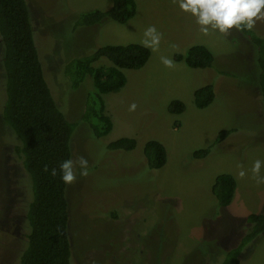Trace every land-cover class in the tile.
<instances>
[{
    "label": "rangeland",
    "instance_id": "rangeland-1",
    "mask_svg": "<svg viewBox=\"0 0 264 264\" xmlns=\"http://www.w3.org/2000/svg\"><path fill=\"white\" fill-rule=\"evenodd\" d=\"M26 1L45 79L60 110L76 123L71 159L88 160L87 175L80 176L77 168L76 181L67 186L72 264H221L224 251L248 233L245 217L264 209V184L255 183L251 172L256 160L264 161V104L251 42L235 28L203 34L177 0H135L136 15L125 24L103 19L89 29L74 28L70 13L104 10L110 0ZM150 25L163 34L159 50L149 49L146 65L125 70V86L104 96L112 129L96 141L80 121L92 81L87 77L75 89L66 69L72 70L71 60L92 47L142 45ZM250 32L263 36L264 20ZM195 45L212 53L211 69H191L174 61L175 54ZM161 56L173 59L174 67H165ZM107 64L99 61L94 66ZM206 83H212L215 97L200 110L193 93ZM4 98L0 82V253L9 249L13 257L7 264H20L12 244L16 238L25 242L31 194L13 140L7 138L1 115ZM173 100L184 103L183 113L168 112ZM223 130L232 133L219 142ZM122 137L135 139V149H106ZM149 140L166 149L167 162L160 170L145 165L142 150ZM206 148L211 149L208 157L192 159L194 152ZM242 168L244 178L238 175ZM221 173L236 181L226 208L218 207L210 192ZM239 259V264H264V233L244 246Z\"/></svg>",
    "mask_w": 264,
    "mask_h": 264
},
{
    "label": "trees",
    "instance_id": "trees-1",
    "mask_svg": "<svg viewBox=\"0 0 264 264\" xmlns=\"http://www.w3.org/2000/svg\"><path fill=\"white\" fill-rule=\"evenodd\" d=\"M67 1V0H66ZM68 3V2H67ZM65 9V8H63ZM135 0H110L104 10L84 11L72 15L74 28L96 27L103 19L125 24L136 15ZM252 44L257 66V82L264 104V35L252 34L244 27L238 29ZM0 63L3 76L0 79L5 98L1 109L7 125V138L13 140L14 152L30 184V202L26 207L25 245L19 256L20 264H72L71 244L68 235L69 206L67 186L46 172L71 159V137L76 123L60 110L45 79L43 64L35 42L31 12L26 0H0ZM150 58V50L141 44L104 45L92 47L85 54L73 58L68 75L73 88L89 77L93 91L80 121L86 123L96 141L108 135L112 122L105 113L104 96L118 93L126 84L125 70L143 68ZM174 61H183L191 69H211L212 53L204 46L195 45L184 54H175ZM99 61L108 64L94 66ZM227 75V74H223ZM214 87L206 83L193 93L194 106L207 108L214 100ZM185 105L173 100L168 112L183 113ZM232 130H223L218 141L224 140ZM136 140L122 137L106 145L109 151H132ZM211 149L192 154L199 160L209 156ZM142 156L148 170H160L166 165L165 147L156 140L147 141ZM236 181L227 173L218 174L210 188L217 206L228 207L234 198ZM247 234L236 247L224 251L221 264H239V255L256 235L264 233V209L245 217ZM250 225V227H249ZM249 227V228H248Z\"/></svg>",
    "mask_w": 264,
    "mask_h": 264
},
{
    "label": "clouds",
    "instance_id": "clouds-1",
    "mask_svg": "<svg viewBox=\"0 0 264 264\" xmlns=\"http://www.w3.org/2000/svg\"><path fill=\"white\" fill-rule=\"evenodd\" d=\"M181 11L190 14L195 18V22L200 26L203 34H208L209 30H216L220 33H228L232 29L244 27L252 30L259 20H264V0H177ZM163 34L157 27L150 25L143 33L141 41L143 47L158 51ZM175 48V45H171ZM161 63L167 67H174V61L170 57L161 56ZM135 105L130 106V110L135 109ZM77 168L79 175L85 176L88 172V160L80 156L77 161L66 159L59 164V169L53 167L49 170L45 166V171L52 177H56L59 172L60 180L71 185L77 179ZM264 168V161L256 160L252 166V179L257 184H264V175L261 169ZM240 178H244L247 173L243 168L238 173Z\"/></svg>",
    "mask_w": 264,
    "mask_h": 264
},
{
    "label": "flooded vegetation",
    "instance_id": "flooded-vegetation-1",
    "mask_svg": "<svg viewBox=\"0 0 264 264\" xmlns=\"http://www.w3.org/2000/svg\"><path fill=\"white\" fill-rule=\"evenodd\" d=\"M24 245H25V242H23V243L20 242L19 238H16L15 240H13V244H12V246L14 247L13 253H16L17 256H20ZM12 257L13 256L10 255V250L9 249L2 250L1 253H0V264H7L9 259L12 258Z\"/></svg>",
    "mask_w": 264,
    "mask_h": 264
}]
</instances>
